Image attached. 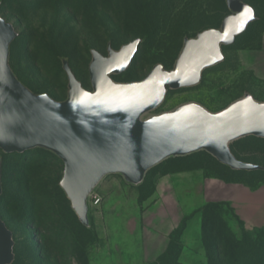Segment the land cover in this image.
<instances>
[{
  "label": "rangeland",
  "instance_id": "374dc122",
  "mask_svg": "<svg viewBox=\"0 0 264 264\" xmlns=\"http://www.w3.org/2000/svg\"><path fill=\"white\" fill-rule=\"evenodd\" d=\"M242 10L253 19L197 81L166 87L137 123L193 108L208 116L250 99L264 107V0H0V19L16 37L8 44L13 79L34 97L69 100L70 75L93 93L94 54L109 57L140 42L128 67L109 73L124 87L155 67L171 73L207 31ZM249 169H234L205 149L169 155L134 183L103 175L81 220L62 185L65 161L37 145L0 148V220L10 233L8 264H264V137L226 141ZM99 202L95 204V199Z\"/></svg>",
  "mask_w": 264,
  "mask_h": 264
},
{
  "label": "water",
  "instance_id": "95a60500",
  "mask_svg": "<svg viewBox=\"0 0 264 264\" xmlns=\"http://www.w3.org/2000/svg\"><path fill=\"white\" fill-rule=\"evenodd\" d=\"M252 19L250 10L227 17L222 31L203 32L198 43L187 44L175 71L155 67L135 85L118 87L107 75L128 67L138 39L107 58L94 54L89 69L94 92L83 90L70 75L69 100L63 105L47 96L32 97L13 79L7 56L16 33L0 19V148L22 152L44 145L58 152L65 161L62 185L81 220L94 184L107 173L121 172L138 183L167 156L198 149L231 168L249 169L228 151L226 141L236 135L264 137V107H255L250 99L216 116L185 108L145 125L137 118L161 102L166 87L194 84L204 67L219 60L218 46L230 44ZM11 245L0 220V264L10 262Z\"/></svg>",
  "mask_w": 264,
  "mask_h": 264
},
{
  "label": "built area",
  "instance_id": "2783aa9c",
  "mask_svg": "<svg viewBox=\"0 0 264 264\" xmlns=\"http://www.w3.org/2000/svg\"><path fill=\"white\" fill-rule=\"evenodd\" d=\"M99 202V199L98 198H96L95 199V204H97Z\"/></svg>",
  "mask_w": 264,
  "mask_h": 264
},
{
  "label": "bare ground",
  "instance_id": "6f19581e",
  "mask_svg": "<svg viewBox=\"0 0 264 264\" xmlns=\"http://www.w3.org/2000/svg\"><path fill=\"white\" fill-rule=\"evenodd\" d=\"M2 264H7V263H2Z\"/></svg>",
  "mask_w": 264,
  "mask_h": 264
}]
</instances>
